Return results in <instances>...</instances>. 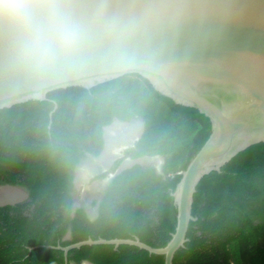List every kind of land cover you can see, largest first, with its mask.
Listing matches in <instances>:
<instances>
[{"label": "trees", "instance_id": "obj_1", "mask_svg": "<svg viewBox=\"0 0 264 264\" xmlns=\"http://www.w3.org/2000/svg\"><path fill=\"white\" fill-rule=\"evenodd\" d=\"M124 76L131 95L120 104L107 103L98 85H74L50 92L43 101L29 99L0 108V184L23 187L29 198L0 206V264H164L162 254L128 244L82 245L66 257L61 249L45 247L88 237L135 236L161 247L174 231L177 209L170 192L179 171L207 139L210 122L196 108L159 93L146 78ZM53 101L54 128L74 134L71 163L52 153L40 130ZM114 118L142 120V133L124 155L163 156L161 173L152 164H134L110 179L99 200H92L94 218L83 206L71 215L75 169L86 153H100L103 126ZM120 161L115 160L111 170ZM191 213L196 220L189 221L187 241L175 251L172 264H264V141L202 176ZM68 230L70 238L64 239Z\"/></svg>", "mask_w": 264, "mask_h": 264}, {"label": "water", "instance_id": "obj_2", "mask_svg": "<svg viewBox=\"0 0 264 264\" xmlns=\"http://www.w3.org/2000/svg\"><path fill=\"white\" fill-rule=\"evenodd\" d=\"M149 0H108L110 11L130 7L140 8ZM165 7L155 25L150 39L152 62L143 68L129 69L125 74L136 73L148 80L155 90L171 98L175 103L194 107L210 122V133L201 147L190 158L186 167L179 171L180 178L170 192L176 205L174 231L164 246L154 247L137 236L133 238L88 237L65 246L45 245L61 249L66 257L72 248L92 244L134 245L148 253L162 254L164 264H172L175 251L187 241L186 231L190 220H196L191 213L193 193L205 174L220 167L246 147L264 141V0H163ZM79 85L90 88L87 81H73L57 86L65 88ZM34 99L29 92L12 85L0 68V108ZM47 99V97H46ZM51 113L57 103L53 101ZM132 124L114 118L111 121ZM142 125V121H140ZM110 125V124H109ZM103 126V147L97 156L86 153L107 171L112 162L123 156L119 147L110 163L99 162L105 149V128ZM138 138V136H137ZM136 138V139H137ZM160 155L125 156L116 168L107 173L100 188L102 193L112 177L134 164L156 165ZM81 163V162H80ZM73 178V197L80 183L77 169ZM17 188L24 197L18 200H2L0 206L14 205L28 200L23 187L0 184V187ZM99 200V198H98ZM83 206L89 217L93 215L87 203L82 204L74 197L71 215ZM70 238L68 230L63 237ZM42 245L29 246L32 250ZM66 259V258H65ZM82 263L93 264L83 260ZM66 264L68 262L66 261Z\"/></svg>", "mask_w": 264, "mask_h": 264}, {"label": "clouds", "instance_id": "obj_3", "mask_svg": "<svg viewBox=\"0 0 264 264\" xmlns=\"http://www.w3.org/2000/svg\"><path fill=\"white\" fill-rule=\"evenodd\" d=\"M164 7L163 0L119 11L108 0H0V68L38 101L57 86L87 81L107 103H123L131 95L124 73L151 64V33ZM40 130L52 153L71 163L73 132L54 128L51 112ZM110 136L118 141L119 125Z\"/></svg>", "mask_w": 264, "mask_h": 264}, {"label": "rangeland", "instance_id": "obj_4", "mask_svg": "<svg viewBox=\"0 0 264 264\" xmlns=\"http://www.w3.org/2000/svg\"><path fill=\"white\" fill-rule=\"evenodd\" d=\"M163 164V156H160L158 159H156L157 166L162 168ZM99 172H103V167H98L96 162L89 158V156H87L81 161L80 168L77 169V175L80 185L78 186L79 188L76 189L74 197L77 201L81 202L82 204L87 203L89 205V210L92 213L91 215H93L96 210V206H93L91 202L95 198L98 199L99 195L101 194L100 188L103 185L105 177H107L106 174L103 178H95L96 174H98ZM80 264L87 263L81 262Z\"/></svg>", "mask_w": 264, "mask_h": 264}, {"label": "bare ground", "instance_id": "obj_5", "mask_svg": "<svg viewBox=\"0 0 264 264\" xmlns=\"http://www.w3.org/2000/svg\"><path fill=\"white\" fill-rule=\"evenodd\" d=\"M140 124V123H139ZM139 124H120V122H113L112 125L107 126L105 128V140H106V145L105 149L101 155V157L98 159L101 164L104 166L112 160L114 157L111 153H116L117 151L115 148L119 149V147L125 146H130L133 142L132 140L139 134L140 132V127ZM113 125H119L120 127V139L117 141L119 142L118 144H115L110 136V128ZM141 126V125H140ZM135 138V139H136ZM116 142V143H117ZM132 142V143H131ZM120 153V152H118ZM24 197L23 191L18 190L17 188H10V187H0V201L2 200H18Z\"/></svg>", "mask_w": 264, "mask_h": 264}, {"label": "flooded vegetation", "instance_id": "obj_6", "mask_svg": "<svg viewBox=\"0 0 264 264\" xmlns=\"http://www.w3.org/2000/svg\"><path fill=\"white\" fill-rule=\"evenodd\" d=\"M140 121H142V120H140V119H134V120L129 121V122H132V124H139ZM109 124L112 125L113 123L111 124V122H110ZM109 124H107V125H109ZM120 124H122V123H120ZM110 125H109V126H110ZM128 125H131V124H128ZM140 125H141V124H139L140 132H139V134H138V138H139V136H140V134L142 133V130H143V122H142V125H141V126H140ZM135 138H136V137H135ZM135 138L132 140L133 143L131 142L132 144H131L130 146H128L127 149L133 147L134 143L138 140V138H137V139H135ZM119 139H120V136H119ZM119 139H118V140H119ZM103 143H104V140H103ZM118 143H119V142H117V143L115 142V144H118ZM126 145H127V144H126ZM126 145H125V146H126ZM125 150H126V149H125ZM125 150L121 151V152L123 153L122 158L125 157V155H124V151H125ZM89 158H91V157H89ZM122 158L119 157V158H117V159H122ZM91 159H92V158H91ZM117 159H116V160H117ZM92 160H93V159H92ZM95 162H96V161H95ZM114 162H115V160L112 162V165H111L110 168L107 170L108 172H109V170H110V172L113 171V170H111V168H112ZM96 164H97L98 167H101V165L98 164L97 162H96ZM24 201H27V200H24ZM24 201H23V202H24ZM20 203H21V202H20ZM94 217H95V216L90 217V218H94Z\"/></svg>", "mask_w": 264, "mask_h": 264}]
</instances>
